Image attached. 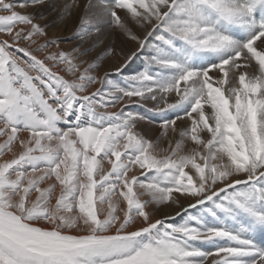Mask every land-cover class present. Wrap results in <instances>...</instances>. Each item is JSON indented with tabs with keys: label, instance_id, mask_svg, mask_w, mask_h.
<instances>
[{
	"label": "snow or ice",
	"instance_id": "obj_1",
	"mask_svg": "<svg viewBox=\"0 0 264 264\" xmlns=\"http://www.w3.org/2000/svg\"><path fill=\"white\" fill-rule=\"evenodd\" d=\"M0 34V264H264V0H0Z\"/></svg>",
	"mask_w": 264,
	"mask_h": 264
},
{
	"label": "bare ground",
	"instance_id": "obj_2",
	"mask_svg": "<svg viewBox=\"0 0 264 264\" xmlns=\"http://www.w3.org/2000/svg\"><path fill=\"white\" fill-rule=\"evenodd\" d=\"M30 10H32V11H37V9H29L28 11H30ZM42 9H39L38 11H41ZM43 10H45V9H43ZM50 19L52 18V17H49ZM62 33V31L60 30V29H58V34H61ZM69 35V33H68V31H67V33L63 36V37H67ZM128 47L129 48H134L135 47V45L134 44H129L128 45ZM143 58V59H142ZM144 57L142 56L140 59H138V60H136L132 65H131V69L133 70V71H139V70H141L142 69V66H143V61H144ZM126 72L128 71V70H125ZM118 80H121V79H124V77H116ZM130 108H132V110H134V111H143V109H139V108H136L135 106H129ZM179 123V122H178ZM181 127H183V125H181ZM1 142V141H0ZM181 203H184L185 204V206L187 205V201H182ZM167 211L171 214V215H175V213L177 212V211H180V209L179 208H169V209H167ZM157 217H160L159 216V214L157 213L156 214V216H154V219H156ZM253 237H254V239H255V241L258 243V244H261L262 246H264V232H262V234L260 233L259 234V232H256V233H253ZM203 247H205V249H207V247L208 246H203Z\"/></svg>",
	"mask_w": 264,
	"mask_h": 264
},
{
	"label": "rangeland",
	"instance_id": "obj_3",
	"mask_svg": "<svg viewBox=\"0 0 264 264\" xmlns=\"http://www.w3.org/2000/svg\"><path fill=\"white\" fill-rule=\"evenodd\" d=\"M30 11H32V10H30ZM45 10H41L40 12H44ZM67 33V30L65 29V30H63L62 31V33L61 34H58V29H57V31H56V35H60V36H64L65 34ZM52 33L50 32V35H51ZM3 38H5V36H4V34H0V39H3ZM66 38V37H65ZM69 47H71V44H70V42L69 41H67L66 39H65V42H63L62 44H61V48H65V49H67V48H69ZM54 50V49H53ZM41 58H43V55H41ZM143 59V58H142ZM131 67V66H130ZM109 110H114V109H109ZM0 141L2 142V139H0ZM182 202V201H181ZM157 218H160V217H157ZM177 222H180V218L179 217H177ZM262 234V232H259V234Z\"/></svg>",
	"mask_w": 264,
	"mask_h": 264
}]
</instances>
